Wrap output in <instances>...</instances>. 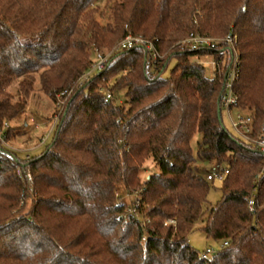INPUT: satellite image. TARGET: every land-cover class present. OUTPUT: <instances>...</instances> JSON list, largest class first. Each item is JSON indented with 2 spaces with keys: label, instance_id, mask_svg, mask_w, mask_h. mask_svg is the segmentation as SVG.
Masks as SVG:
<instances>
[{
  "label": "trees",
  "instance_id": "1",
  "mask_svg": "<svg viewBox=\"0 0 264 264\" xmlns=\"http://www.w3.org/2000/svg\"><path fill=\"white\" fill-rule=\"evenodd\" d=\"M190 33L235 37L233 108L251 116L250 141L222 122L232 54L180 45ZM128 34L159 57L116 51L78 84L95 51ZM36 82L53 103L68 96L51 141L21 157L6 141ZM0 133V264H264V153L252 142L264 136V0H0ZM148 160L157 171L142 179ZM215 174L221 196L207 207ZM199 220L220 243L206 258L188 242Z\"/></svg>",
  "mask_w": 264,
  "mask_h": 264
},
{
  "label": "rangeland",
  "instance_id": "2",
  "mask_svg": "<svg viewBox=\"0 0 264 264\" xmlns=\"http://www.w3.org/2000/svg\"><path fill=\"white\" fill-rule=\"evenodd\" d=\"M100 9H101L100 12L104 10L103 4H101ZM110 50L102 49L99 51L109 52ZM210 61H211L210 57L201 58V62H203L204 67H205V75L208 78L212 77L213 70L216 66V64L215 65L210 64ZM167 72H169V70ZM58 103L59 102H56V104L53 103V101L50 99L49 96L41 92L39 90V84L38 82H36L33 90L31 91V93L29 94L27 98V102L24 107V111L22 114L21 128L18 127L17 129L18 131H16L17 135L11 137L10 140L6 141V145L9 148L16 151L17 154L21 157L39 154L45 148V145H39V140L42 137H45L47 133L49 132V130L51 129L53 122H54L53 118L55 114L58 113V110H57ZM247 114H248V111L246 110H238L236 108H232L230 110V116L235 121H237L236 115L245 116ZM221 116H222L223 124L226 126V128L229 131H232L230 119L225 110H222ZM14 125L18 126L19 124H14ZM51 138H52V135L50 134L48 137L47 143L51 141ZM196 139H199V136H197ZM2 143L5 144L4 141H2ZM192 145L194 147L195 140L193 141ZM145 167H146V171H144L141 174L142 179H145V178L147 179L149 172L157 171V167L151 160H148L145 163ZM221 180H222V176L216 175V174L214 175L213 180L211 181V184H210L209 191L206 196V201H207L206 206L207 207L215 205L217 201L220 199V196H221L220 187L222 184ZM122 191L123 190L121 189L117 190V192L120 193V195ZM136 195L137 194H134V197L132 200L136 198ZM120 200H122L123 202H126L128 200V196L123 195L122 197H120ZM205 215H206V211L204 213V216L202 217L203 220L205 218ZM202 224H203V221L199 220L194 225V229L188 235L189 244L198 252H203L206 248H211L214 251H216L219 248L220 243L207 239L204 236V234L199 229ZM166 225H170V224H166Z\"/></svg>",
  "mask_w": 264,
  "mask_h": 264
},
{
  "label": "built area",
  "instance_id": "3",
  "mask_svg": "<svg viewBox=\"0 0 264 264\" xmlns=\"http://www.w3.org/2000/svg\"><path fill=\"white\" fill-rule=\"evenodd\" d=\"M180 45L182 46H186L189 47L191 49H200V48H206V49H214L216 48L219 44H223V46H225L230 53L232 54V61H231V70L228 74V78L224 84V96L222 98V106L223 109L227 112L228 117L230 119V124H231V128L234 131V133L236 135H238L239 137L243 138L244 140L250 141V133L252 130V118L250 115H236V120H233L230 116V110L233 108V105L235 104L236 98L233 94L232 91V85H233V81L234 78L236 77V72H237V65H238V57H237V51L235 48V37L232 36L230 33L227 34L223 39H213L207 36H202L200 34L197 33H190L188 36H186L185 38H183L182 40H180L179 42ZM134 47H142L144 48L150 59L151 60H156L159 57L158 52L156 51V49L154 48V45L147 39H144L142 37H138V36H133L131 34H128L126 36H124L118 43L117 45L110 50L109 52H101L99 50L95 51V55H94V59L91 62L89 68L81 75V77L79 78L78 84H82L84 81L88 80L93 74H95L94 72H99L102 69L105 68V66L108 63L109 58L111 57V55L116 52V51H120V50H127V49H131ZM203 63V62H202ZM210 64L215 65V61L211 59ZM68 96L66 94V91H62L58 94H56L57 100L56 102L58 103L57 106V110L58 113L55 114L53 120V125L51 127V129L49 130V132L47 133V135L45 137H42L39 140V145H44L49 137V135L51 134L57 120H58V116L59 113L61 111V107L65 101V97L63 96ZM111 98V93L109 91H106L104 93V101H108ZM56 104V103H55ZM8 127V124L5 123L4 124V128ZM37 127V125H36ZM0 141H3V138L1 136L0 133ZM252 142L258 147V149L264 153V136H261L258 140H252ZM213 176L212 173L208 174L206 177L207 179H211ZM139 198L136 195V198L134 199V203L138 204ZM249 209L253 210V206H252V201L249 202ZM126 211L128 214L134 216L136 219H140L139 213L136 209V207L134 205L129 206L126 208ZM166 224H170L172 226H175V221L173 219H167L164 223ZM214 253V250L211 248H206L202 253L201 256L203 258H206L208 256H210L211 254Z\"/></svg>",
  "mask_w": 264,
  "mask_h": 264
}]
</instances>
